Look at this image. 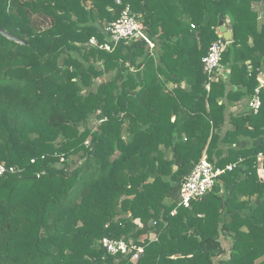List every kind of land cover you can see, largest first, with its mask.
<instances>
[{"label":"trees","instance_id":"16d2710c","mask_svg":"<svg viewBox=\"0 0 264 264\" xmlns=\"http://www.w3.org/2000/svg\"><path fill=\"white\" fill-rule=\"evenodd\" d=\"M116 1L0 0V28L27 44L0 34V164L13 169L0 176V264H214L221 236L232 243L217 264H264V90L258 113L247 106L220 135L227 105L250 100L264 72V25L247 16L258 0ZM127 5L153 49L104 33ZM220 19L234 37L228 73L210 81L201 59ZM250 36L258 57L241 56ZM204 154L235 168L183 208L179 189ZM252 198L253 220L242 218ZM104 237L144 254L112 256Z\"/></svg>","mask_w":264,"mask_h":264},{"label":"built area","instance_id":"2783aa9c","mask_svg":"<svg viewBox=\"0 0 264 264\" xmlns=\"http://www.w3.org/2000/svg\"><path fill=\"white\" fill-rule=\"evenodd\" d=\"M116 2L120 4L119 0ZM104 33L109 36L110 42H112L113 45H116L122 40L142 39L149 45L150 49L154 47L152 42L145 35L142 24L136 19L135 15L130 12L128 5L124 8L118 20L104 26ZM89 44L100 50L108 52L112 50V45L110 43H99L96 38H91ZM227 45V42H220L218 39L210 45L207 54L201 59L203 70L208 75L210 81H216L217 77L224 76L225 70L220 61ZM248 70L251 71L252 67L248 66ZM257 84L254 95L247 104L250 111L254 114L258 113L261 107L259 93L261 90H264V72H259ZM206 88L209 89V85H207ZM258 162V178L262 180L264 178V165L262 163L263 156L261 154L258 155ZM234 168L235 165L233 164L227 165L223 169L215 168L204 154L199 163L181 184L178 205L189 209L193 201L202 198L212 190L219 176L226 171H232ZM8 171L12 172L13 169H7L3 164H0V176ZM174 214L175 210L171 212V215ZM100 245L112 256H130L132 262L137 261L144 254V247L134 243L132 239L125 241L123 239L104 237L100 240Z\"/></svg>","mask_w":264,"mask_h":264},{"label":"crops","instance_id":"0c3cea01","mask_svg":"<svg viewBox=\"0 0 264 264\" xmlns=\"http://www.w3.org/2000/svg\"><path fill=\"white\" fill-rule=\"evenodd\" d=\"M249 4H250L249 5V12H247V16H249L251 14L257 15L256 25H257L258 32H260L262 25H264V2L262 0H258V1H252ZM220 21H222V20L220 19L219 22ZM219 22H218V27L216 30V34H217L218 39H219V35H220ZM223 22H224V25L226 26L227 30L230 31L233 35V31L229 26V23H230L229 19L226 21H223ZM253 22H254V20L251 18V23H253ZM227 43L229 44L230 42H227ZM253 46H254L253 45V38H252V36H250L248 38L247 48L245 49V51H243V53H241V56L242 57H251V56L258 57L257 53L253 52ZM248 63L249 62H247L246 64H248ZM263 66H264V64H263ZM226 72L228 73V70H226ZM176 87H177V85L174 83H169V85H168L169 90L175 89ZM184 88H185V84H182L181 89H184ZM241 90L243 91L244 88H242L240 86H234L233 87V91H241ZM248 98L249 97H244L239 101H233L231 104L227 105L226 112L224 114V117H225L224 125H222L221 131H220L221 137H223L227 131L232 130V125L229 122V119L231 116L238 117V116L243 115V114L248 112V108H247V104L249 101ZM218 104H221V101H219ZM175 119H176L175 117H172L171 122H174ZM263 141L264 140L256 141V142H254V144L257 145L259 143H263ZM250 145H251V142H249L248 139H243L240 142H238L235 146H236V148H239V147H246V146H250ZM223 148L226 149L227 147H223ZM257 161H258V158H257ZM257 174H258V172H257ZM261 181H263V180H261ZM218 185L220 187L221 194H225L226 192L229 191V187L225 184V182L219 181ZM248 200L249 199L247 197H242L240 199V201H244V202H247ZM250 201L252 202L251 203L252 205L250 204L245 211H239V214L242 218L249 217L250 219H252L253 207L259 201H257L256 198H252ZM241 231L248 232V229L246 227H242ZM220 243H221V247H222L224 252L222 255H220L218 258H216L214 260V264H217L220 260L228 259L229 255H230V247H231V243H232L230 238H228L226 236H221ZM262 260H264V258L260 259V261H262Z\"/></svg>","mask_w":264,"mask_h":264},{"label":"water","instance_id":"95a60500","mask_svg":"<svg viewBox=\"0 0 264 264\" xmlns=\"http://www.w3.org/2000/svg\"><path fill=\"white\" fill-rule=\"evenodd\" d=\"M219 32H220V35H219V41L220 42H231L233 40V35L230 31L227 30L226 26L224 25V22L223 21H220L219 22ZM0 34L2 36H4L5 38L13 41V42H16L20 45H24L26 46L27 44L22 41L21 39L19 38H16L14 36H12L11 34H9L8 32L4 31L3 29L0 28Z\"/></svg>","mask_w":264,"mask_h":264},{"label":"rangeland","instance_id":"374dc122","mask_svg":"<svg viewBox=\"0 0 264 264\" xmlns=\"http://www.w3.org/2000/svg\"><path fill=\"white\" fill-rule=\"evenodd\" d=\"M226 72V71H225ZM95 123H96V121H92V126L94 127L95 126ZM259 167V166H258ZM263 181H264V178L262 179ZM218 258V257H217Z\"/></svg>","mask_w":264,"mask_h":264}]
</instances>
